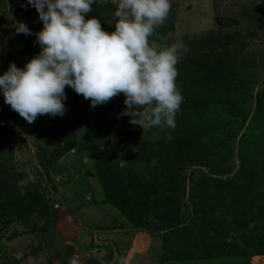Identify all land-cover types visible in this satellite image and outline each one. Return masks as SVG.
<instances>
[{
    "label": "rangeland",
    "instance_id": "rangeland-1",
    "mask_svg": "<svg viewBox=\"0 0 264 264\" xmlns=\"http://www.w3.org/2000/svg\"><path fill=\"white\" fill-rule=\"evenodd\" d=\"M24 3L0 0V75L40 51ZM91 7L114 31L116 5ZM149 39L188 49L173 128L131 124L123 93L66 86L32 123L0 94V264H264V0H171Z\"/></svg>",
    "mask_w": 264,
    "mask_h": 264
},
{
    "label": "clouds",
    "instance_id": "clouds-1",
    "mask_svg": "<svg viewBox=\"0 0 264 264\" xmlns=\"http://www.w3.org/2000/svg\"><path fill=\"white\" fill-rule=\"evenodd\" d=\"M94 3L116 5L114 31L88 17ZM21 6L34 7L42 22L34 34L40 51L23 68L9 63L0 75V94L28 123L39 115L63 116L68 86L91 107L123 93L126 107L119 115L133 125L175 127L183 102L177 65L188 49L181 39L169 45L149 39L166 21L171 0H25ZM15 30L33 35L22 21ZM68 264L79 262L70 258Z\"/></svg>",
    "mask_w": 264,
    "mask_h": 264
}]
</instances>
